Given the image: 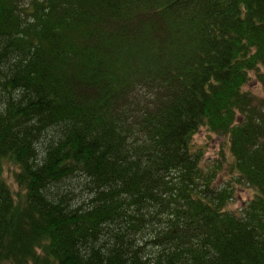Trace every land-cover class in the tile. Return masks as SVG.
I'll use <instances>...</instances> for the list:
<instances>
[{
	"label": "trees",
	"instance_id": "1",
	"mask_svg": "<svg viewBox=\"0 0 264 264\" xmlns=\"http://www.w3.org/2000/svg\"><path fill=\"white\" fill-rule=\"evenodd\" d=\"M25 1L0 0V264H264V0Z\"/></svg>",
	"mask_w": 264,
	"mask_h": 264
},
{
	"label": "rangeland",
	"instance_id": "2",
	"mask_svg": "<svg viewBox=\"0 0 264 264\" xmlns=\"http://www.w3.org/2000/svg\"><path fill=\"white\" fill-rule=\"evenodd\" d=\"M27 2V0L25 1ZM247 90L254 93L256 96L255 101L264 107V88L262 83H260L256 74L253 75ZM195 143L205 149V161H227L231 159V152L228 148V140L226 137L217 136L209 133L206 129H203L200 134L197 135ZM13 166L10 168L12 169ZM7 169L6 177L12 181V171ZM226 162H224L223 169H219V177H226L229 173L227 172ZM221 183L222 179H220ZM236 199L231 204L233 210H239L242 208L246 202L249 201L250 196H252L251 190L247 189L245 186L235 185Z\"/></svg>",
	"mask_w": 264,
	"mask_h": 264
}]
</instances>
